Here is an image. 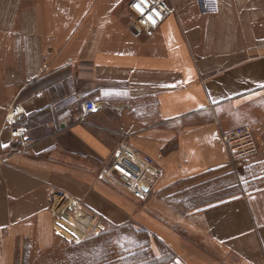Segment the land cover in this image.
Wrapping results in <instances>:
<instances>
[{
    "label": "crops",
    "instance_id": "obj_1",
    "mask_svg": "<svg viewBox=\"0 0 264 264\" xmlns=\"http://www.w3.org/2000/svg\"><path fill=\"white\" fill-rule=\"evenodd\" d=\"M124 1L91 18L83 0H0V264L56 244L63 196L75 237L143 235L119 264H264V0H170L139 34L111 15ZM243 125L259 153L239 170L222 136ZM123 142L163 172L145 198L105 173Z\"/></svg>",
    "mask_w": 264,
    "mask_h": 264
},
{
    "label": "built area",
    "instance_id": "obj_2",
    "mask_svg": "<svg viewBox=\"0 0 264 264\" xmlns=\"http://www.w3.org/2000/svg\"><path fill=\"white\" fill-rule=\"evenodd\" d=\"M130 8L135 15L134 28L139 33L157 30L170 15L177 12L176 6L172 5L170 0H131ZM99 108L100 105L96 101H84L81 105V113L76 120L85 121L88 116L97 112ZM11 134L14 137H24L26 131L15 128ZM222 138L232 155V159L235 161L244 160L259 152L254 130L249 125L227 130L223 133ZM3 163L4 158L0 156V167ZM105 173L119 181L126 190L140 198H145L163 175L151 156L132 148L126 142L121 143L116 149L109 166L105 169ZM62 199L67 205V208H65L66 218H72V224L70 223L67 226L68 231L72 233V231L74 232L73 226L76 227L73 221L81 212V201L77 199L67 200L65 196ZM101 224L100 221H97L92 226L101 229Z\"/></svg>",
    "mask_w": 264,
    "mask_h": 264
},
{
    "label": "rangeland",
    "instance_id": "obj_3",
    "mask_svg": "<svg viewBox=\"0 0 264 264\" xmlns=\"http://www.w3.org/2000/svg\"><path fill=\"white\" fill-rule=\"evenodd\" d=\"M88 1H93V5L96 6L84 8L83 6L86 3L88 4ZM60 2L68 4L69 0H60ZM130 2L128 3V0H125L117 8L113 9L111 15L122 20L126 26L134 28L133 23L136 20L130 8ZM100 3L103 6L99 7ZM82 4L81 8L72 9V11L75 10L77 14L81 12L83 16L92 18L93 16H100L106 13L107 10L105 7L106 0H83ZM61 10L63 11V9ZM65 10L67 13L69 12L68 8ZM258 153L254 157L251 156L244 160H238L237 164L241 167L239 170L248 167L247 165L252 167L253 163L258 159ZM229 154L232 158L230 152ZM252 174H260V171L259 173L254 171ZM64 202L63 199H60L55 208L56 215L58 214L56 218L59 219L55 227L56 234L58 233L56 244L51 248L38 250L33 246L31 240L26 239L22 247L18 249L15 264H119L118 255H122L124 251L129 250L130 252L133 250L135 243L143 239V235L132 230L124 233L115 229L108 230L107 228H103L101 230L99 227L95 228L93 226L92 228L88 227L87 232L84 231V235L81 238L75 237V235H72L68 231L67 226L70 223L72 224V218H66V210L63 208V205L66 203ZM78 221H73L77 227L81 223ZM73 227L74 229L77 228Z\"/></svg>",
    "mask_w": 264,
    "mask_h": 264
},
{
    "label": "water",
    "instance_id": "obj_4",
    "mask_svg": "<svg viewBox=\"0 0 264 264\" xmlns=\"http://www.w3.org/2000/svg\"><path fill=\"white\" fill-rule=\"evenodd\" d=\"M131 31L135 34H139V32L135 28H131Z\"/></svg>",
    "mask_w": 264,
    "mask_h": 264
}]
</instances>
